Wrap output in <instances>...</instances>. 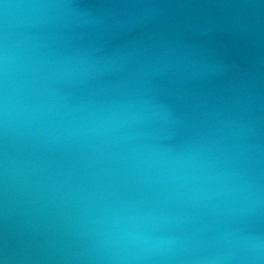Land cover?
Wrapping results in <instances>:
<instances>
[{"label":"water","instance_id":"water-1","mask_svg":"<svg viewBox=\"0 0 264 264\" xmlns=\"http://www.w3.org/2000/svg\"><path fill=\"white\" fill-rule=\"evenodd\" d=\"M0 264H264V0H0Z\"/></svg>","mask_w":264,"mask_h":264}]
</instances>
